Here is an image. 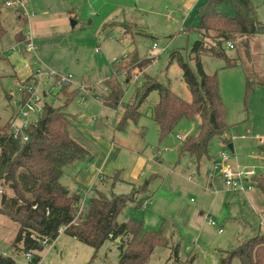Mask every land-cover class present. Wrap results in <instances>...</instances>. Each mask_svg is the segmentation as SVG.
<instances>
[{
  "label": "rangeland",
  "instance_id": "374dc122",
  "mask_svg": "<svg viewBox=\"0 0 264 264\" xmlns=\"http://www.w3.org/2000/svg\"><path fill=\"white\" fill-rule=\"evenodd\" d=\"M7 1L0 0L4 29L0 34V123L9 119L14 104L17 111L21 98L9 55L29 56L32 73L38 70L33 84L41 96L46 93L42 102L64 103L60 89L52 88L54 77L49 72L69 76L67 90L76 93L66 106L68 132L88 151L76 161L100 167L105 177L101 181L96 177L95 185L80 190L82 210L97 190L107 195L130 193L147 180L145 189L135 195L145 199L143 205L135 209L136 201H129L117 219L126 220L131 209L142 219L145 231L162 230L169 244L156 247L148 264H220L225 251L258 232L264 216L263 192L253 178L245 183L252 187L247 192L230 189L224 183V168L215 167L214 160L224 151L232 171L250 170L254 176H264L260 150L264 145V33L249 41L248 53L239 40H229L235 45L232 48L224 43L226 55L237 57L232 66H226L222 58L200 55L203 70L216 74L228 124L224 135L232 151L213 137L207 144L208 156L197 163L188 153H180L179 146L185 137L198 134L199 116L181 119L160 138L151 116V107L158 101L155 90L138 107L139 115L118 127L125 106L134 102L143 70L124 74L117 66L133 53L140 59L151 58L144 72L167 85L173 97L190 101L179 62L170 58L171 53H178L195 67L189 47L200 37L196 7L206 0H20L27 15L18 3L8 6ZM251 2L257 20L264 24V0ZM215 8L234 15L227 1L216 2ZM19 14L28 17V25ZM19 31L31 37L33 50H26L24 38L16 41ZM245 76L254 84L248 93ZM111 91L119 103L104 105L101 99ZM209 219L217 224H210ZM17 229L14 221L0 213V253L27 264L24 252L11 247ZM62 231L43 246L37 264H117L116 242L105 241L95 249ZM230 264L241 263L233 257Z\"/></svg>",
  "mask_w": 264,
  "mask_h": 264
},
{
  "label": "trees",
  "instance_id": "16d2710c",
  "mask_svg": "<svg viewBox=\"0 0 264 264\" xmlns=\"http://www.w3.org/2000/svg\"><path fill=\"white\" fill-rule=\"evenodd\" d=\"M218 1L230 3L234 15L217 11L215 4ZM196 12L199 19L196 30L200 37L189 47V56L195 67L192 69L178 53H171L170 58L179 62L182 78L191 94L190 101L173 97L167 85L144 72L151 58L140 59L133 53L126 62L118 64L117 69L124 74L143 70L134 102L125 106L118 127L122 128L128 119H135L140 104L155 90L158 101L151 107V116L159 127L160 138L171 133L181 119L199 116L198 134L185 137L179 146L180 153H188L198 163L200 158L208 156L207 144L211 138L218 137L223 143H230L224 135L228 124L216 74L203 70L200 55L222 58L226 66H232L237 57L226 55L224 43L227 45L230 39L239 40V45L242 44L244 52L248 53L249 41L264 33V24L257 20L251 0H206L197 5ZM245 84L248 93L254 85L248 76H245ZM60 93L64 103L54 106L44 101L36 121L25 130L26 140L12 138L9 120L0 123V213L18 225L11 247L23 251L24 255L30 254L27 264H37L44 246L41 241L47 238L48 243L53 242L59 228L64 227L63 233L95 249L105 241L119 238L116 243L119 249L117 264H148L156 247L169 244L162 230L145 231L142 219L134 214L124 221L117 219L129 201H136L135 209L143 205L145 199H136L135 195L145 189L147 180L130 193L107 195L97 190L81 214L76 216L79 197L70 193L60 178L66 165L83 159L88 151L68 132L70 119L66 106L76 92L68 91L65 86L60 88ZM26 97L23 93L20 102ZM101 101L104 105H117L119 97L111 91ZM260 150L264 155V145ZM251 178L264 194V176ZM4 187L9 189L10 195L4 192ZM233 257L239 258L241 264H264V226L231 251H225L220 256V264H230ZM0 264L21 263L0 253Z\"/></svg>",
  "mask_w": 264,
  "mask_h": 264
},
{
  "label": "built area",
  "instance_id": "2783aa9c",
  "mask_svg": "<svg viewBox=\"0 0 264 264\" xmlns=\"http://www.w3.org/2000/svg\"><path fill=\"white\" fill-rule=\"evenodd\" d=\"M15 2L20 5L23 13L27 15L25 13L24 3H22L20 0H8L6 2V5L11 6ZM24 42H25L26 50L31 51L35 48L31 42L30 36L27 35L25 37ZM227 46L232 48L231 42L228 41ZM155 47H156V44L153 43L152 48H155ZM6 50H10V49L7 48ZM37 72L38 70L35 72V74L32 73L30 78L21 84V88H20L21 93L22 94L25 93L27 97L22 103L19 101V107L17 111L14 112L13 117L9 120V128H8L9 134L14 139H20L21 141H24L27 139L25 130L30 126L32 122L36 121L38 115L40 114L44 106V102H42V99H41V97L43 96V92L41 96L38 93L37 88L33 84V81L37 78ZM48 75H52V77H54L52 88L57 87L58 89H60L62 87L67 86L70 83L69 76L57 75L54 72H49ZM31 78H33V80H31ZM226 157L227 156L225 152L221 151L220 160L214 163L215 167L217 168L220 166L222 167L223 163H225V165L223 166L224 169L222 171L225 185L229 187L230 189H234L237 191L250 190L252 188L251 185L249 183L246 185L245 183H247L248 180L252 176H254V173L250 170L244 172L243 174L241 172L232 171L230 168L226 166ZM82 211L83 210L81 207V203H79L78 209L76 211V216H79ZM209 222L212 225H216V222L210 219H209ZM63 229L64 227L59 228V232H61ZM218 231L220 232L221 229H219ZM41 243L42 245L48 244V239L44 238L41 241ZM25 256L29 258L30 254L26 253Z\"/></svg>",
  "mask_w": 264,
  "mask_h": 264
},
{
  "label": "crops",
  "instance_id": "0c3cea01",
  "mask_svg": "<svg viewBox=\"0 0 264 264\" xmlns=\"http://www.w3.org/2000/svg\"><path fill=\"white\" fill-rule=\"evenodd\" d=\"M18 17L20 19H22L23 22L26 25H28L29 20H28L27 16H22V15L19 14ZM3 31H4V29L0 25V34ZM26 36H27V34H25L24 32L19 31V32H17L15 34V39H16V41H22V39L23 38L25 39ZM9 47H7V48H9ZM8 58L11 59L10 63H11L12 69H13V73L15 74V76L17 77V80L19 82V85H20L19 89H20L21 88V84L24 81H26L27 79H29L31 74H32V68L30 67V63H29L30 58H29V56L26 57L23 53H21V54L12 53L11 55L8 56ZM20 93H21V89H20ZM21 96H22V93H21ZM14 106H15V104H14ZM14 106H12V109H11V112H10L8 120H10L13 117L14 112L16 111L13 108ZM119 149L120 148H118V150ZM219 160H214V163L219 161ZM90 164L91 163H89V164L88 163H84L83 161H80V162L79 161H74V162H72V163H70V164H68V165H66L64 167L63 174H62V176L60 178V181L64 185H66L68 187L70 193L73 192L74 194H76L79 197V194L82 193L80 190H82L83 187H87V186L90 187L92 185H95L94 184V180H95L96 177L100 181L105 179V177L100 172V169H99L100 167L97 168L94 164H92V165H90ZM226 164H227V162H226ZM224 165H225V163H223V166ZM223 166H222V169H223ZM64 178H68V181H65V180L63 181ZM209 185H212V183L209 182ZM247 191H249V190H247ZM79 199H80V197H79ZM152 203H154V201ZM150 205H152V204H150ZM128 211H129L128 214L125 216L126 219H128L131 215H133L135 213V210L129 209ZM220 213H221V211H220ZM262 222L263 223H261V224H262V226H264V216H263ZM217 230H219V228H217ZM118 240H119V238H116L114 240V242L117 243ZM239 243L240 242H238V244Z\"/></svg>",
  "mask_w": 264,
  "mask_h": 264
},
{
  "label": "water",
  "instance_id": "95a60500",
  "mask_svg": "<svg viewBox=\"0 0 264 264\" xmlns=\"http://www.w3.org/2000/svg\"><path fill=\"white\" fill-rule=\"evenodd\" d=\"M45 95H46L45 92H43V96H45ZM227 146L232 151V145L229 143Z\"/></svg>",
  "mask_w": 264,
  "mask_h": 264
}]
</instances>
